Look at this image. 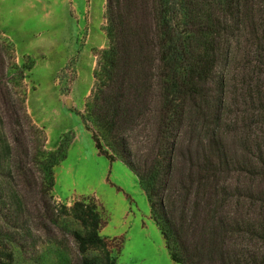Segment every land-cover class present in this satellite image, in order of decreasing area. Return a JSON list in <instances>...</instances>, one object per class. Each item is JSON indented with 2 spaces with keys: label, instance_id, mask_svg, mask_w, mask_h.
<instances>
[{
  "label": "trees",
  "instance_id": "obj_1",
  "mask_svg": "<svg viewBox=\"0 0 264 264\" xmlns=\"http://www.w3.org/2000/svg\"><path fill=\"white\" fill-rule=\"evenodd\" d=\"M105 33L83 122L138 178L170 259L264 264V0H106ZM32 67L0 32V264L26 263L9 222L27 190L69 215L81 264H116L96 205L47 200L70 139L46 150L26 114Z\"/></svg>",
  "mask_w": 264,
  "mask_h": 264
},
{
  "label": "rangeland",
  "instance_id": "obj_2",
  "mask_svg": "<svg viewBox=\"0 0 264 264\" xmlns=\"http://www.w3.org/2000/svg\"><path fill=\"white\" fill-rule=\"evenodd\" d=\"M105 26L106 0H0V32L13 43L16 63L33 62L23 79L26 114L43 129L46 150L70 139L47 200L67 208L83 199L96 205L99 234L116 264H176L138 178L99 153L83 122L100 53L108 48ZM26 192L27 205L9 222L25 241V264H81L84 255L71 237L76 225L69 215L53 224L45 200Z\"/></svg>",
  "mask_w": 264,
  "mask_h": 264
}]
</instances>
